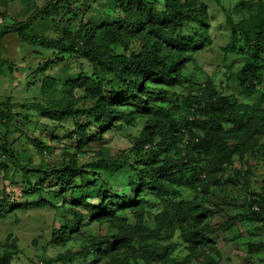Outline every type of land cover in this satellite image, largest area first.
<instances>
[{
  "label": "rangeland",
  "instance_id": "1",
  "mask_svg": "<svg viewBox=\"0 0 264 264\" xmlns=\"http://www.w3.org/2000/svg\"><path fill=\"white\" fill-rule=\"evenodd\" d=\"M204 1L211 43L194 55L197 69L192 71L188 64L184 73L200 82L209 76L223 95L263 107L264 82L256 96L245 98L236 82L228 79L227 68L236 73L242 65L237 53L222 51L229 44L226 15H232L239 0ZM48 4L47 14L42 13ZM128 5L114 0H0V31L33 16L26 27L27 35L72 43L78 39L81 24L96 27L99 33L112 29L135 12L127 9ZM244 15L245 12L239 11L233 18L236 21ZM132 42L126 54L139 46L134 42L133 46ZM95 73L102 72H94L86 60L29 45L17 33H8L0 40V203L6 200L9 205L7 211L0 213V264H114L116 258L104 256L101 251L115 229L103 219L87 216L80 200L98 206L102 201L96 199L97 193L108 189L110 195H118L116 203L129 195L132 177L129 168L103 160L130 156V141L140 136L145 121L138 119L133 125L121 121L118 128L103 129L90 124L85 117L60 121L44 111L64 104L89 107L102 97L110 101V94L120 95L114 79ZM100 78H104L106 86L98 97L95 83ZM176 91L185 94L181 88ZM78 125L87 127L84 136L78 132ZM5 148L11 149L10 157ZM72 161L88 173L89 179L84 183L94 182V190L61 186L53 177L25 176L21 170L27 167L51 170ZM29 184L41 189L40 194L29 196L25 187ZM195 193L184 190L183 197L192 199ZM253 195H259L261 200L264 197V135L243 158L234 156L223 173L211 178L206 193H199L212 214L204 219L203 242L194 251L182 246L175 234L168 250L173 252L167 258L165 254L161 262L147 261L133 248L113 255L122 264H264V250L251 249L254 245L264 246V225L247 219L253 214L250 209ZM145 199L151 213L160 210L153 196L145 195ZM112 200L105 196L103 199L106 205ZM71 210L84 216L81 227L62 245H55L51 242L52 231L72 222ZM120 217L126 218V213ZM166 245L161 247L164 249ZM64 255H72V260L58 259Z\"/></svg>",
  "mask_w": 264,
  "mask_h": 264
},
{
  "label": "trees",
  "instance_id": "2",
  "mask_svg": "<svg viewBox=\"0 0 264 264\" xmlns=\"http://www.w3.org/2000/svg\"><path fill=\"white\" fill-rule=\"evenodd\" d=\"M120 1L128 2L127 9L135 12L101 33L96 27L81 24L78 39L72 43L27 35L26 27L33 16L0 31V40L8 33H17L29 45L84 59L94 72H102L96 75L116 81L121 93L110 94V101L102 97L89 107L64 104L44 111L60 121L85 117L90 124L103 129L118 128L121 121L127 125L138 119L145 121L140 136L130 141V156L103 160L129 168L132 173L129 195L116 203L118 195H110L108 189L97 193L96 199L102 201L98 206L83 200L80 204L87 209V216L103 219L115 229L101 251L104 256L116 258L114 264L122 263L113 254L122 250L127 253L132 248L147 261L161 262L165 254L167 258L173 252L168 250L175 234L187 250L194 251L203 242L204 219L212 211L199 193H206L210 179L223 173L234 156L243 158L259 142L264 135V106L223 95L209 76L200 82L184 73L188 64L192 71L197 69L194 55L211 43L204 0H114ZM48 7L49 4L41 12L47 14ZM239 11L245 15L235 21L233 16ZM226 26L229 44L222 51L237 53L242 60L236 73L227 68L228 79L236 82L243 97H254L264 82V0H239L232 15H226ZM131 40L139 46L126 54ZM104 78L95 83L98 97L106 86ZM177 88L185 94L177 92ZM261 101L264 102V95ZM86 128L77 126L82 136ZM146 146L149 148L145 149ZM4 152L10 157V148ZM21 170L25 176L53 177L65 187L82 186L84 191H91L96 186L94 182L84 183L89 179L88 173L73 161L51 170L29 167ZM25 187L32 197L41 192L30 184ZM184 190L196 192L197 196L195 193L194 198L185 199ZM145 195L158 200L161 208L157 213L147 209ZM104 196L113 198L109 205L103 201ZM5 201L0 203V213L8 210ZM250 202L253 214L247 219L264 225V197L261 200L259 195H253ZM122 213L127 217H120ZM70 215L71 223L52 231L53 244L62 245L79 231L84 216L76 210H71ZM163 244H167L164 249ZM251 249L263 251L264 246L254 245ZM71 257L64 255L58 259L70 262Z\"/></svg>",
  "mask_w": 264,
  "mask_h": 264
},
{
  "label": "built area",
  "instance_id": "3",
  "mask_svg": "<svg viewBox=\"0 0 264 264\" xmlns=\"http://www.w3.org/2000/svg\"><path fill=\"white\" fill-rule=\"evenodd\" d=\"M148 148H149V146H146V147H145V149H148ZM254 210L257 211V208H255Z\"/></svg>",
  "mask_w": 264,
  "mask_h": 264
}]
</instances>
